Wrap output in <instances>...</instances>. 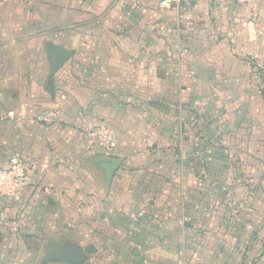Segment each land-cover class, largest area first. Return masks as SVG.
Listing matches in <instances>:
<instances>
[{"label": "crops", "instance_id": "crops-1", "mask_svg": "<svg viewBox=\"0 0 264 264\" xmlns=\"http://www.w3.org/2000/svg\"><path fill=\"white\" fill-rule=\"evenodd\" d=\"M14 153L0 264H264V0H0Z\"/></svg>", "mask_w": 264, "mask_h": 264}, {"label": "built area", "instance_id": "built-area-1", "mask_svg": "<svg viewBox=\"0 0 264 264\" xmlns=\"http://www.w3.org/2000/svg\"><path fill=\"white\" fill-rule=\"evenodd\" d=\"M8 115H13V111L9 110ZM39 119L45 122H52L56 121L58 117L56 118L55 111L46 109L39 115ZM93 134L102 148L112 149L115 147L114 137L109 130L99 127L93 130ZM26 180L27 173L18 154L10 155L7 167L0 168V198H17Z\"/></svg>", "mask_w": 264, "mask_h": 264}, {"label": "water", "instance_id": "water-1", "mask_svg": "<svg viewBox=\"0 0 264 264\" xmlns=\"http://www.w3.org/2000/svg\"><path fill=\"white\" fill-rule=\"evenodd\" d=\"M54 48H58V46H55ZM56 52L61 53V54H60L59 60L56 62V64H54L53 69L56 68V66H58L59 63H61L67 56L66 51H55V54H57ZM120 162H121V159L118 157H115L111 159L110 161H105L102 163V167L105 170V179L108 184L110 183L111 178L114 172L116 171V169L118 168ZM48 259L66 261L70 263H79L84 260V256L77 252L71 253L69 256H61L56 253H52L50 256H48Z\"/></svg>", "mask_w": 264, "mask_h": 264}, {"label": "rangeland", "instance_id": "rangeland-1", "mask_svg": "<svg viewBox=\"0 0 264 264\" xmlns=\"http://www.w3.org/2000/svg\"><path fill=\"white\" fill-rule=\"evenodd\" d=\"M21 1H23V0H21Z\"/></svg>", "mask_w": 264, "mask_h": 264}]
</instances>
